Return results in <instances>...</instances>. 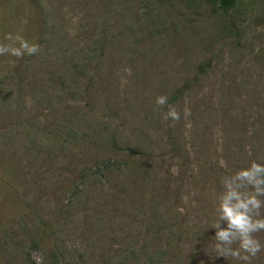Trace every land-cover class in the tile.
<instances>
[{"label": "rangeland", "instance_id": "1", "mask_svg": "<svg viewBox=\"0 0 264 264\" xmlns=\"http://www.w3.org/2000/svg\"><path fill=\"white\" fill-rule=\"evenodd\" d=\"M7 33L41 50L0 56V264H245L208 225L264 164V0H0Z\"/></svg>", "mask_w": 264, "mask_h": 264}, {"label": "clouds", "instance_id": "2", "mask_svg": "<svg viewBox=\"0 0 264 264\" xmlns=\"http://www.w3.org/2000/svg\"><path fill=\"white\" fill-rule=\"evenodd\" d=\"M0 42V56L10 55L16 58L34 55L40 52V46L26 40L20 34L7 33ZM127 75L131 70L123 69ZM127 83L126 80L122 81ZM168 97L157 95L155 104L161 108L167 106L162 113L164 120L178 121L180 113L174 106L167 105ZM190 115L186 109L185 118ZM250 154V153H249ZM221 190L215 195V219L210 226L215 230L211 239L214 241L213 251L226 260H251L264 251V243L257 233L264 232V164L255 160L247 167H241L234 173L225 175L221 180Z\"/></svg>", "mask_w": 264, "mask_h": 264}, {"label": "trees", "instance_id": "3", "mask_svg": "<svg viewBox=\"0 0 264 264\" xmlns=\"http://www.w3.org/2000/svg\"><path fill=\"white\" fill-rule=\"evenodd\" d=\"M234 2L235 0H220V6L222 8H228L231 7Z\"/></svg>", "mask_w": 264, "mask_h": 264}]
</instances>
